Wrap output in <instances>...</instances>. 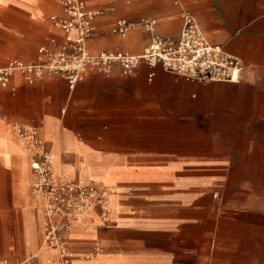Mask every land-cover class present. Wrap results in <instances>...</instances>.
I'll use <instances>...</instances> for the list:
<instances>
[{"label": "crops", "instance_id": "obj_1", "mask_svg": "<svg viewBox=\"0 0 264 264\" xmlns=\"http://www.w3.org/2000/svg\"><path fill=\"white\" fill-rule=\"evenodd\" d=\"M108 6L91 52L139 53L149 42L140 28L112 32L117 18L153 17L161 35L176 37L189 12L240 60V80L202 83L144 62L73 88L14 72L0 86V258H57L43 238L29 154L10 129L18 122L51 146L55 174L108 191L106 211L94 208L64 234L70 264H264V0H87ZM52 14L58 0H0V66L34 62L49 38L62 40Z\"/></svg>", "mask_w": 264, "mask_h": 264}, {"label": "built area", "instance_id": "obj_2", "mask_svg": "<svg viewBox=\"0 0 264 264\" xmlns=\"http://www.w3.org/2000/svg\"><path fill=\"white\" fill-rule=\"evenodd\" d=\"M115 3L116 0H110ZM61 14H52L50 20L58 27L63 38H49L47 45L37 49L34 62L11 59L0 66V86L7 87L11 76L18 71L23 79L33 84L44 78L60 77L69 88L91 73L108 75L115 66L123 73L132 72L141 62L150 67L160 65L163 70L197 82H238L242 65L240 60L225 52L221 46L211 44L205 37L197 19L183 12L182 25L176 37L161 35L157 19L142 17L139 20L117 18L111 28L121 37L130 31L142 29L150 34L149 42L141 52H91L88 38L94 33L97 17L114 10V6L89 9L87 0H58ZM152 71L148 75L151 80ZM11 131L29 154L33 178L31 192L38 198L43 214V238L56 250L57 258L48 264H70V254L64 234L77 219L98 207L107 210L108 191L97 184H83L72 178L62 177L52 170V150L42 139L37 128L22 123H13ZM0 264H40L35 256L24 259L0 258Z\"/></svg>", "mask_w": 264, "mask_h": 264}, {"label": "rangeland", "instance_id": "obj_3", "mask_svg": "<svg viewBox=\"0 0 264 264\" xmlns=\"http://www.w3.org/2000/svg\"><path fill=\"white\" fill-rule=\"evenodd\" d=\"M140 48V47H139Z\"/></svg>", "mask_w": 264, "mask_h": 264}]
</instances>
